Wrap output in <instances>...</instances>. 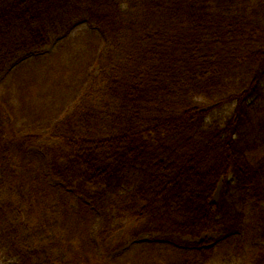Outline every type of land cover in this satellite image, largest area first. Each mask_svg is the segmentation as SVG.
I'll use <instances>...</instances> for the list:
<instances>
[{
    "label": "trees",
    "instance_id": "16d2710c",
    "mask_svg": "<svg viewBox=\"0 0 264 264\" xmlns=\"http://www.w3.org/2000/svg\"><path fill=\"white\" fill-rule=\"evenodd\" d=\"M82 22L74 106L13 104L5 74ZM2 79L0 264H264V0H0Z\"/></svg>",
    "mask_w": 264,
    "mask_h": 264
},
{
    "label": "rangeland",
    "instance_id": "374dc122",
    "mask_svg": "<svg viewBox=\"0 0 264 264\" xmlns=\"http://www.w3.org/2000/svg\"><path fill=\"white\" fill-rule=\"evenodd\" d=\"M102 46V37L96 29L92 28L86 22L76 25L68 34L60 36L37 55L25 58L18 62L7 74H5L3 79L10 76V73L14 70L13 75L16 77V81H13L11 86L13 95L12 103L19 106V101H21L22 98L23 100H26L30 106L37 108L38 106H41V104H49L50 102L48 101H52L54 95H60L62 97L59 98L63 99V103L58 104L56 108L63 107V110L60 112L58 110L55 111L51 118L44 115V112L40 114L43 115L44 120L51 121L56 118V116L64 114L65 111L74 106L75 102L81 95L82 88H76L75 79L80 80L82 75H84L89 68V65L92 63L93 65L89 69V74H91L94 68H96V59ZM36 57L41 58L33 61ZM47 59L49 61H47ZM3 79L0 82L1 87ZM53 81L55 87L52 86ZM63 82L65 83L61 85ZM45 86L46 88L48 87V90H44ZM41 91H46L47 94L50 93L49 100L40 99L39 94H41ZM50 96L52 97V100L50 99ZM17 114L21 116V119L31 116L30 114L29 116H23L25 112H20L19 110H17ZM44 138L45 141L47 140L46 142L50 141L48 138ZM219 190L220 189L216 191L213 201L218 200ZM132 227L133 223L127 221L125 227L114 238V242H111L116 245L120 238L124 237L131 231ZM216 236L215 233L210 232L205 234L202 239H214ZM183 239L188 241L191 240L187 237ZM200 240L192 241L199 242ZM151 242L164 243L167 241L160 239L157 234L145 235L140 241L126 244V246L120 251L115 253V256L121 253H129L128 257L137 258L136 254H139L141 251V248L137 246Z\"/></svg>",
    "mask_w": 264,
    "mask_h": 264
}]
</instances>
